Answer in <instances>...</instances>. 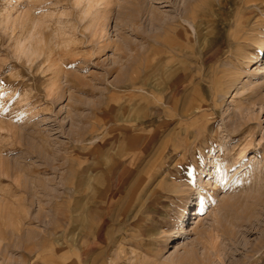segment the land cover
Instances as JSON below:
<instances>
[{"label": "rangeland", "instance_id": "obj_1", "mask_svg": "<svg viewBox=\"0 0 264 264\" xmlns=\"http://www.w3.org/2000/svg\"><path fill=\"white\" fill-rule=\"evenodd\" d=\"M244 1L0 0V264H264V11ZM235 60L236 88L209 95ZM187 69L219 128L243 96L245 152L198 146L191 167L173 120L153 115L173 110L163 73ZM222 152L237 158L217 182Z\"/></svg>", "mask_w": 264, "mask_h": 264}, {"label": "bare ground", "instance_id": "obj_2", "mask_svg": "<svg viewBox=\"0 0 264 264\" xmlns=\"http://www.w3.org/2000/svg\"><path fill=\"white\" fill-rule=\"evenodd\" d=\"M244 3L245 4L247 3L249 7L250 6L254 7L257 5L262 11H264V0H245ZM247 5L246 7L248 8ZM253 12L254 11L252 9L249 10L248 8V10L246 9L245 11L246 13L245 15L249 16ZM257 20L264 21V14L259 15L257 17ZM258 43H259L258 48L264 47V39ZM212 50L216 54L219 53L221 50V45L216 43V45L212 46ZM247 57L246 58L249 60L247 63H250L254 61L256 56H247ZM237 61L236 62L233 61L232 67L229 68L222 67L217 69L216 67L217 73L214 74V76L212 75L213 81H212V85L209 86L210 87L209 95L212 94L216 95L219 91H221L224 95L229 94L233 89L236 88L237 83L244 72V70H242L241 68L242 62L240 63L238 61L237 63ZM162 76H163L162 85H161L162 101L166 105L172 106L173 110L172 112H169L167 110L157 111L154 112L153 115L155 117H158L160 115L165 114L168 117H170V120H173L174 125L172 128H174L176 133L175 135L178 137L176 143L180 142V144H182L185 147L186 150L183 151L187 152V155L190 157V162L188 160L187 161L190 163L191 167H196L202 163V158H203L202 155L198 157L194 155L195 153L194 148L197 149L196 147L198 146L212 148L214 143H218L219 145L224 146V143L228 142V147H230L232 144L229 141L232 140L235 146L241 147L240 148L241 152H245L246 148L253 143V139H252L253 131L251 130L250 123L248 122L250 120V116L248 112H246L248 106L243 105L245 103L243 101V96H241L240 98L233 99V101L236 102L235 105L236 110H234V112H232L229 115V120L224 121L222 127L219 128L216 126L217 123L214 124L212 118H217L221 116L222 113L218 111V109H215L213 101H211L206 94L202 93V91H204V84H202L200 81L199 82L197 81L196 82L197 86L194 85L195 75L193 70L189 69L188 71L186 70L177 71L176 73H174V75L170 77H167L165 73H163ZM220 83L225 84L224 87L221 89L216 85V84L221 85ZM118 119H120V115L113 112L101 114L96 118L95 130H97V136L100 139V141H102L103 137L106 138V136L104 135L105 134L104 131L107 125L109 126L110 123L116 122L115 120ZM148 124H150V120H147L146 122H141L140 125L137 124L125 125L122 123H117L113 126H110L108 128L109 130L107 129L109 133L108 137L112 138L115 135L116 131L119 130H123V131L132 130L133 128H137V127L143 128ZM123 131H121V133ZM225 139H229V140L226 141ZM133 140L136 143L138 142L136 141L137 138L135 137L133 138ZM170 141H172V138H170ZM221 156H222L221 159L223 161L221 162L218 169L219 177L216 180L217 182H220L221 178H225V180H228L233 174L230 172L226 173L230 162L225 163L224 161L233 158L231 160L233 162L236 161L237 158L236 155H234L231 152H222ZM236 165L237 164H235V166ZM243 165L244 164L241 163L239 166L236 167L239 169L235 170L237 171L235 175H238L239 171H241L245 167ZM202 199L203 198H201V200ZM205 212H206L205 203H203L200 207L195 209L194 214H197L198 215L197 218L201 219L202 217L201 215Z\"/></svg>", "mask_w": 264, "mask_h": 264}]
</instances>
